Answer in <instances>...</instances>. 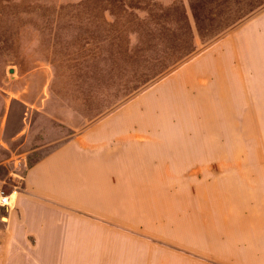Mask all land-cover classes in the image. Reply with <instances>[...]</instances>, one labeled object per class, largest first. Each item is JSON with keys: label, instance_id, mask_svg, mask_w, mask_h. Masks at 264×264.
<instances>
[{"label": "rangeland", "instance_id": "rangeland-1", "mask_svg": "<svg viewBox=\"0 0 264 264\" xmlns=\"http://www.w3.org/2000/svg\"><path fill=\"white\" fill-rule=\"evenodd\" d=\"M0 187V264H264V0H0Z\"/></svg>", "mask_w": 264, "mask_h": 264}, {"label": "crops", "instance_id": "crops-1", "mask_svg": "<svg viewBox=\"0 0 264 264\" xmlns=\"http://www.w3.org/2000/svg\"><path fill=\"white\" fill-rule=\"evenodd\" d=\"M217 81L218 83H226L228 79L220 77L217 78ZM75 154L73 147L69 148V150L64 148L49 159L39 163L31 172L28 186L33 187L35 190L49 191L56 196L64 193L71 195L74 192V168L78 163L80 164L76 160ZM104 162L106 164H103ZM107 162L104 160L96 162L95 177L97 179L102 176V171L107 164L111 166V163ZM62 181L65 183L62 184Z\"/></svg>", "mask_w": 264, "mask_h": 264}, {"label": "built area", "instance_id": "built-area-1", "mask_svg": "<svg viewBox=\"0 0 264 264\" xmlns=\"http://www.w3.org/2000/svg\"><path fill=\"white\" fill-rule=\"evenodd\" d=\"M16 191H7L5 188L0 187V207L5 209L7 212L15 207V199L13 198Z\"/></svg>", "mask_w": 264, "mask_h": 264}, {"label": "water", "instance_id": "water-1", "mask_svg": "<svg viewBox=\"0 0 264 264\" xmlns=\"http://www.w3.org/2000/svg\"><path fill=\"white\" fill-rule=\"evenodd\" d=\"M13 70H11V72H12Z\"/></svg>", "mask_w": 264, "mask_h": 264}]
</instances>
